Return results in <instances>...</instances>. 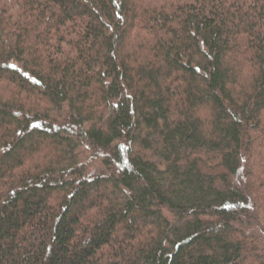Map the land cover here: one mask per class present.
Masks as SVG:
<instances>
[{
    "label": "trees",
    "instance_id": "trees-1",
    "mask_svg": "<svg viewBox=\"0 0 264 264\" xmlns=\"http://www.w3.org/2000/svg\"><path fill=\"white\" fill-rule=\"evenodd\" d=\"M0 264H264V0H0Z\"/></svg>",
    "mask_w": 264,
    "mask_h": 264
}]
</instances>
